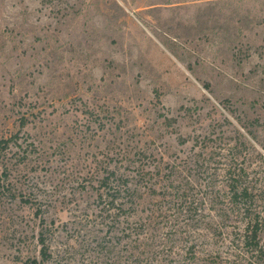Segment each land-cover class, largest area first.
Wrapping results in <instances>:
<instances>
[{"label":"rangeland","instance_id":"1","mask_svg":"<svg viewBox=\"0 0 264 264\" xmlns=\"http://www.w3.org/2000/svg\"><path fill=\"white\" fill-rule=\"evenodd\" d=\"M4 140L0 264H123L107 213L226 264L229 185L264 216V0H0Z\"/></svg>","mask_w":264,"mask_h":264},{"label":"trees","instance_id":"2","mask_svg":"<svg viewBox=\"0 0 264 264\" xmlns=\"http://www.w3.org/2000/svg\"><path fill=\"white\" fill-rule=\"evenodd\" d=\"M4 144L7 145L8 140L1 141L0 147ZM111 175L103 179L101 186L107 190V197L110 196L111 204L120 212L124 206L128 205L134 188L131 187L129 178L125 175H117L115 172ZM229 187L227 207L224 212L233 213L238 225L231 241L230 251L227 252L230 257H224V261L226 264H264V216L260 214L261 211L254 208V199L249 186L231 184ZM101 194L104 197V194ZM123 214L125 213H107V217L111 218L113 224L109 226V230L115 232L113 235L115 242L113 241L111 246L118 253V262H123V264H165V257H169V255L166 254L164 247L156 246L148 235L144 237L143 232L136 227V221L128 222ZM241 223L243 224L242 228L240 227ZM103 239L106 241L105 237ZM41 243L43 244V260H48L50 255H48V247L44 239H41ZM121 246L125 249V253ZM105 249L110 250L107 241ZM188 251L191 255H195V245L189 246ZM212 256L209 254L212 261L207 264H218L213 261L215 258ZM190 258L188 264H195ZM184 264L186 263L184 262Z\"/></svg>","mask_w":264,"mask_h":264}]
</instances>
